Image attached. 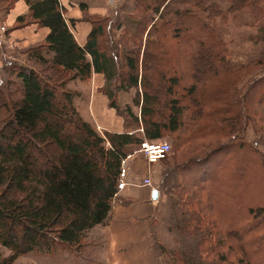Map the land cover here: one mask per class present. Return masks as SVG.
Instances as JSON below:
<instances>
[{"label": "trees", "instance_id": "16d2710c", "mask_svg": "<svg viewBox=\"0 0 264 264\" xmlns=\"http://www.w3.org/2000/svg\"><path fill=\"white\" fill-rule=\"evenodd\" d=\"M19 1L27 11L8 33L31 25L49 33L23 51L32 67L4 57L0 68V246L13 259L96 264L89 232L105 222L127 156L144 140L169 138L175 155L218 137L225 143L174 163L180 182L172 191L190 217L182 221L199 229L211 223L213 243L195 245L206 264H264V192L250 196L264 185V152L245 141L253 117L264 119V75L255 77L263 65L228 59L226 29L235 19L209 15L217 0H136V31L124 30L118 40L114 21L90 16L83 5L91 31L80 47L75 20L59 0H0V13ZM236 1L253 11L246 26L260 24L248 40L264 47V1ZM92 73L104 75L122 133L100 136L73 106L77 94L65 85ZM131 91L138 115L117 103L119 93ZM180 255L181 264L200 263Z\"/></svg>", "mask_w": 264, "mask_h": 264}, {"label": "crops", "instance_id": "0c3cea01", "mask_svg": "<svg viewBox=\"0 0 264 264\" xmlns=\"http://www.w3.org/2000/svg\"><path fill=\"white\" fill-rule=\"evenodd\" d=\"M59 1L67 12V19L75 20L71 31L77 45L80 47L85 45L86 38L91 31L90 24L82 20L84 13L81 7L84 5L90 16L98 15L114 21L121 3L118 2L116 7L111 8L108 7L106 0H103L102 7L96 9L92 4L83 3L80 0ZM133 1L134 7L131 14L128 13L129 16L132 15L136 5V0ZM26 11L27 6L25 3L19 1L9 13L4 14L0 19H5L6 23L11 26L15 19ZM128 22L130 28L124 29L133 34L137 23L136 21L133 23ZM116 27H120L122 30V26L117 25ZM48 33V29H38L37 26L31 25L25 30L14 31L11 38H16L15 40L25 39L27 40V46H29L43 41ZM115 51L114 49L112 55H115ZM119 52L121 53V50ZM48 57H52V54ZM88 60H91L90 57H88ZM106 85L104 75L97 73H92L84 81L75 79L65 85L67 90L74 91L77 94L73 98V106L79 116L100 136L104 132L122 133L125 130L123 119L108 107V98L104 92ZM123 93L125 92L117 95L118 101ZM136 134L138 137H142V132L137 131ZM125 165L128 169V175L124 180L125 186L122 190L117 191L112 199L105 222L95 226L89 232V238L98 241V249L92 260L94 261L96 258L100 264H160L161 260L164 264H172L168 257L166 258L160 252V247L166 246L161 242V232L168 229L162 222L165 213V194L162 192V186L165 184L162 180L164 174L162 172L163 164L161 165L160 162L158 164H148L145 158L138 151H135L127 159ZM178 178L174 184L180 182V176ZM145 179H149L157 190L156 201L152 200L153 190L142 186Z\"/></svg>", "mask_w": 264, "mask_h": 264}, {"label": "rangeland", "instance_id": "374dc122", "mask_svg": "<svg viewBox=\"0 0 264 264\" xmlns=\"http://www.w3.org/2000/svg\"><path fill=\"white\" fill-rule=\"evenodd\" d=\"M219 5L215 4L212 9L213 12L209 15H216L217 13L226 14L227 19H235L234 21H229V25L227 27L225 37V41L228 43V47L230 48V55L228 59L231 60L233 66L241 65L242 63L261 61L262 62V70L255 73L260 77L264 75V47L260 41L248 40L249 37L255 35L258 31V27L260 24L256 25L254 23H250L248 26V22L251 21L252 18V10L248 7H243L241 5V1L237 3L236 0H217ZM80 2H86L92 4L93 7L98 9L102 7L103 0H80ZM120 5L117 10V16L114 24V33L115 38L119 40L120 35L125 30L124 28H130L129 22H135L132 16H129V12L131 14V10L134 7L133 0H120ZM182 1H177L173 7H175L178 3ZM187 2V1H186ZM118 5V4H117ZM261 5V4H260ZM173 9V8H171ZM4 16L3 13H0V18ZM206 15L203 14V17ZM129 19V20H126ZM225 19V18H224ZM219 22V20H217ZM117 25L122 26V30L120 27H116ZM4 28V32L0 31V68L2 66L3 58L6 57L10 62L18 65L32 67V64L27 60V57L23 55V51L27 49V40L16 38H11V34L13 32L8 33L10 30V24H7L5 19H0V28ZM137 27V26H136ZM26 28L22 29L25 30ZM21 30V31H22ZM136 31V28H135ZM134 31V32H135ZM116 53V51H115ZM0 77L2 74L0 72ZM246 89H244L241 93L244 94ZM134 93H123L121 99L118 101V106L121 110H124L127 107H130L134 114H138V109L134 108L132 105V97ZM258 110H260L261 114L264 113V110L259 106ZM254 122L250 121L249 126L246 127L245 132V141L248 143H254L255 147L264 152V119L261 117H253ZM255 126V128L253 127ZM163 142H167L171 146V151L165 155V158L161 163L163 174V183L162 192L165 194L164 201V209L165 213L162 217L163 225L167 226V230L165 232H161V242L166 245L165 247H160V252L162 255L168 257L169 261L172 264H181L184 258L180 255L185 253L190 256L194 261L200 262L199 264H206L207 260L205 255L200 251H196L195 245H199L201 241H203L207 246H210L213 241L209 239L208 234L211 232L212 226L208 221L205 222V225L201 226L200 229L195 225H186L185 222L190 217L188 216V211L179 204L178 199L173 195L172 187L174 183L179 179L178 173L174 170V163L176 161L182 162L184 159L189 157H199L204 154L205 151L209 150L212 147H216L222 143H225V140L218 137L214 142H203L199 141L198 143L188 144L179 149L174 155L172 151L173 143L171 139L166 138L161 140ZM224 141V142H223ZM221 142V143H220ZM211 143V144H210ZM214 146H210V145ZM137 151V150H136ZM142 155L141 153H139ZM143 156V155H142ZM130 161V160H129ZM158 164V163H157ZM264 188V185L261 189ZM259 189V187L252 191L250 194L252 200L259 199L261 193L264 191ZM174 196V197H173ZM173 197V199H172ZM246 200V199H245ZM183 220V221H182ZM219 238V237H218ZM217 238L213 239L216 240ZM89 242L93 245V250L90 252V257L94 258L96 251L98 249V241L90 239ZM162 248V249H161ZM162 250L164 252H162ZM164 253V254H163ZM179 256L181 257L179 259ZM175 258L176 261H175ZM0 260L7 261L9 264H53L51 262H47L45 260L38 259L31 255L22 256L16 259H13L12 253L0 246ZM96 264H100L98 259H94ZM176 262V263H175ZM61 264H88L87 262H76L71 259L64 260ZM160 264H164L161 263Z\"/></svg>", "mask_w": 264, "mask_h": 264}, {"label": "built area", "instance_id": "2783aa9c", "mask_svg": "<svg viewBox=\"0 0 264 264\" xmlns=\"http://www.w3.org/2000/svg\"><path fill=\"white\" fill-rule=\"evenodd\" d=\"M120 0H106L108 7L114 8L117 6ZM0 31L4 32V28H0ZM140 132H142L140 130ZM171 151V146L167 142L159 141H142L138 152L143 155L146 162L148 164H157L162 162L165 158V155ZM131 155L127 156V158L122 162L119 176H118V183H117V191H120L125 186V178L128 175V169L125 165L127 159H129ZM142 186L147 187L151 190H156L154 185L151 183L149 179H145L142 182Z\"/></svg>", "mask_w": 264, "mask_h": 264}, {"label": "water", "instance_id": "95a60500", "mask_svg": "<svg viewBox=\"0 0 264 264\" xmlns=\"http://www.w3.org/2000/svg\"><path fill=\"white\" fill-rule=\"evenodd\" d=\"M157 196H158V192H157V190H153V191H152V200H153V201H156V200H157Z\"/></svg>", "mask_w": 264, "mask_h": 264}]
</instances>
